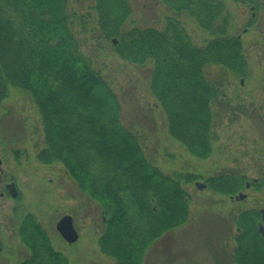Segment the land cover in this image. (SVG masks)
<instances>
[{
  "label": "trees",
  "instance_id": "obj_1",
  "mask_svg": "<svg viewBox=\"0 0 264 264\" xmlns=\"http://www.w3.org/2000/svg\"><path fill=\"white\" fill-rule=\"evenodd\" d=\"M157 1L192 18L210 38L195 45L174 16L158 30L124 28L131 14L127 0H94L93 16L68 11L67 0H0V105L12 92L31 98L43 133L37 159L60 163L97 203L104 216L97 245L115 264H143L154 241L187 221L182 183L195 177L166 175L145 158L138 135L121 124L116 94L81 51L75 26L84 32L94 21L119 58L152 64L149 89L170 136L200 159L212 153L217 138L212 105L224 103L223 83L209 80L203 68L215 64L241 76L247 67L241 41L228 34L223 0ZM244 184L242 176L220 175L208 187L229 196ZM257 215L248 210L236 216L233 264H264ZM21 217L17 235L29 255L20 264H70L33 214Z\"/></svg>",
  "mask_w": 264,
  "mask_h": 264
},
{
  "label": "rangeland",
  "instance_id": "obj_2",
  "mask_svg": "<svg viewBox=\"0 0 264 264\" xmlns=\"http://www.w3.org/2000/svg\"><path fill=\"white\" fill-rule=\"evenodd\" d=\"M94 0H67L70 12L94 15ZM131 8L124 28L162 29L168 16L177 17L201 47L210 36L183 13L168 10L157 0H127ZM230 12L228 34L241 41L247 67L241 76L219 65L203 68L205 76L223 83V104L212 105L216 140L205 159L192 156L168 132L165 113L151 95L152 64H135L119 58L112 41L105 39L94 21L81 31L75 26L81 51L112 88L120 105V121L140 138L145 158L164 174L194 176L183 181L188 194L187 221L168 230L148 248L143 264H233L235 219L255 210L261 221L264 210V2L223 0ZM112 40H115L113 38ZM114 43V41H113ZM6 54L5 58H8ZM0 175L13 180L17 198L0 197V264H20L29 255L17 235L25 213L33 214L53 248L70 264H115L97 245L104 216L97 203L81 193L60 163L37 159L43 147L40 117L31 98L12 92L0 105ZM220 175H239L247 185L238 191L243 199H230L209 186ZM205 184L199 189L195 183ZM238 192L230 196L238 194ZM63 215L73 218L78 240L67 243L55 230ZM264 226V221H263Z\"/></svg>",
  "mask_w": 264,
  "mask_h": 264
},
{
  "label": "water",
  "instance_id": "obj_3",
  "mask_svg": "<svg viewBox=\"0 0 264 264\" xmlns=\"http://www.w3.org/2000/svg\"><path fill=\"white\" fill-rule=\"evenodd\" d=\"M115 42V41H114ZM1 162V161H0ZM15 183L11 182L9 183L6 187L9 189L10 197H16L17 196V189L16 186H14ZM196 187L199 189L204 188L205 184L196 182L195 183ZM246 185V184H245ZM247 187V185H246ZM245 195L241 192H239L236 195L230 196V199H243ZM261 213V221L257 223V231L261 235V237H264V226H263V221H264V210H260ZM55 230L58 232V234L67 242V243H74L78 239V233L73 225V218L70 215H63L58 219L56 222Z\"/></svg>",
  "mask_w": 264,
  "mask_h": 264
},
{
  "label": "flooded vegetation",
  "instance_id": "obj_4",
  "mask_svg": "<svg viewBox=\"0 0 264 264\" xmlns=\"http://www.w3.org/2000/svg\"><path fill=\"white\" fill-rule=\"evenodd\" d=\"M0 165H2V160L0 159ZM0 171H1V166H0ZM11 182H14L13 180H6L2 175H0V197L1 198H3V197H5V198H7V197H9V198H11V199H14V198H17V196H18V188H17V186H16V183H15V185L14 186H16V189H17V196L16 197H10L11 195H10V193H9V189H7V185L9 184V183H11ZM26 214V213H25ZM24 214V215H25ZM22 218V217H21ZM20 218V219H21ZM20 221V220H19ZM19 224V223H18ZM17 227H18V225H17ZM16 227V228H17ZM18 229V228H17ZM21 241V240H20Z\"/></svg>",
  "mask_w": 264,
  "mask_h": 264
}]
</instances>
